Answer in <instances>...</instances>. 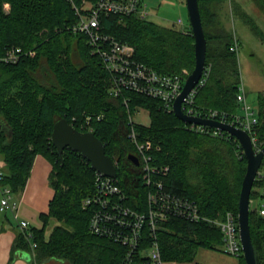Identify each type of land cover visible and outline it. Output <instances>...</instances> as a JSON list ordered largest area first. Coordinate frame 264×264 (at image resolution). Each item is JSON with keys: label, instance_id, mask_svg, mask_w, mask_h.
<instances>
[{"label": "trees", "instance_id": "16d2710c", "mask_svg": "<svg viewBox=\"0 0 264 264\" xmlns=\"http://www.w3.org/2000/svg\"><path fill=\"white\" fill-rule=\"evenodd\" d=\"M228 1L233 16L264 39V31L241 0H198L207 38L205 65L210 66V72L206 83L198 88L195 107L236 114L240 113L237 94L242 80L240 47L232 50L235 44L239 46V38L227 25V19L222 18ZM248 1L264 16V0ZM5 3L10 4L9 10L5 9ZM76 20L67 0H0L2 185L20 195L36 156L42 155L52 164L49 178L55 190L48 212L39 215L42 226L30 227L32 240L21 231L15 246L29 250L31 241L36 242L38 262L54 258L70 264H122L127 246L89 229L99 206L84 208L83 202L96 193V171L69 147L60 154L51 135L54 124L62 118L80 131L88 130L82 125L92 116V133L103 142L106 154L117 162L114 182L124 195L121 202L145 212L149 192L155 188L146 183L141 164L128 157L137 154L129 137L128 114L140 108L148 110L150 123L134 125L138 137L152 141L153 164L169 168L165 175L154 174L153 180L161 179L166 190L196 202L199 212L209 219H223L227 212H232L238 221L247 165L239 141L228 132L214 135L190 129L173 111L166 110L160 100L144 94L110 95L112 76L100 57L92 53L86 36L74 31ZM101 22L106 33L135 46L136 58L160 73L187 76L195 66L190 23L188 30H180L175 25L165 26L135 15L115 14H103ZM11 47L33 50L35 55H25L17 63L5 62L2 57ZM256 112L259 117L255 136L264 146V90L258 93ZM157 147L160 149L155 150ZM261 170L264 172V160ZM262 185L264 176L255 180L252 193H256L253 197L251 193V201L259 198L257 188ZM249 219L258 264H264V215L254 208ZM216 226L210 221L181 217L162 223L157 239L163 260L193 263L199 249L223 251V233ZM236 258L239 264H246L243 254Z\"/></svg>", "mask_w": 264, "mask_h": 264}, {"label": "built area", "instance_id": "2783aa9c", "mask_svg": "<svg viewBox=\"0 0 264 264\" xmlns=\"http://www.w3.org/2000/svg\"><path fill=\"white\" fill-rule=\"evenodd\" d=\"M73 7L77 16L73 29L84 34L87 38L93 54L100 57L104 68L110 72L112 82L109 93L113 97H120L125 92H134L158 99L164 108L173 111V104L182 92L186 77L181 73L163 74L153 67L141 62L136 58V48L128 42L116 39L104 31L101 17L103 14H115L120 17L135 15L141 19H148L149 7L145 0H67ZM6 10L10 4L5 3ZM184 26L182 17L175 21ZM232 50H238L235 44ZM34 56L35 51H24L21 47H11L7 50L2 60L8 63H17L23 56ZM210 66H206L203 75L197 85L192 89L182 104L185 114L204 119H212L219 122L229 123L242 128L250 134L253 146L259 145L255 136V127L258 117L247 100L246 89L243 83L239 85L237 100L240 103L241 112L230 114L228 111L216 108L198 110L195 107V97L198 88L203 86L208 78ZM187 72L185 71V74ZM188 75V74H187ZM127 104L128 100L125 98ZM139 111L128 114V123L131 126L129 137L136 148V156L144 171V179L148 185L153 184L155 191L149 192V206L147 211L140 212L125 206L121 200L124 195L114 182L115 178L96 172V193L88 196L83 207L98 205L93 213L89 229L92 233L109 237L127 246V252L122 264H168L161 256L160 243L157 239V230L161 224L174 217H181L190 221L206 220L217 225L223 233L224 251L229 255L238 257L243 254L238 221L232 212L226 213L223 219H209L199 212L196 202L186 197L179 196L165 189L161 179H154V174H167L168 167L160 168L154 165L152 151L154 146L151 140H140L135 130L134 115ZM101 117L99 116L98 119ZM88 116L82 127L92 132ZM190 129L200 133L212 132L214 135L221 134L218 128L197 123H185ZM157 147L155 150H159ZM135 155V154H134ZM115 162V161H114ZM117 166V162H115ZM4 173L0 169V213L11 212L18 221L21 230L27 237L32 238L30 223L18 220L19 201L8 186L2 185ZM264 176L259 172L257 178ZM260 197L264 199V187L260 191ZM259 197V199H260ZM258 199V200H259ZM256 203L252 200L251 204ZM256 209L264 215V200ZM147 231V233H146ZM37 243H32L35 249Z\"/></svg>", "mask_w": 264, "mask_h": 264}, {"label": "water", "instance_id": "95a60500", "mask_svg": "<svg viewBox=\"0 0 264 264\" xmlns=\"http://www.w3.org/2000/svg\"><path fill=\"white\" fill-rule=\"evenodd\" d=\"M186 6L194 37L195 66L187 75L182 92L173 104V113L185 123H197L218 128L230 133L239 141L247 160L239 199V234L246 264H258L257 252L251 237L249 215L252 211L250 208L251 193L264 160V146L259 152H255L250 134L243 129L229 123L191 116L183 112L182 104L185 98L203 75L207 54V38L202 24L198 0H186ZM51 140L60 154L65 148L69 147L73 151L80 153L96 172L113 178L117 177V168L114 160L106 154L103 142L94 133L80 131L65 118H62L54 124ZM128 157L135 164H139V159L136 155L130 154Z\"/></svg>", "mask_w": 264, "mask_h": 264}, {"label": "rangeland", "instance_id": "374dc122", "mask_svg": "<svg viewBox=\"0 0 264 264\" xmlns=\"http://www.w3.org/2000/svg\"><path fill=\"white\" fill-rule=\"evenodd\" d=\"M145 2L149 7L150 14L148 15V20L150 21L162 24V22H169V20L175 21L177 18L182 16L185 25H188L190 22L186 0H182V2L180 0H145ZM241 3L245 9L250 14H252L253 17H255L258 25L264 31V16L256 11L254 8L255 6L250 1L241 0ZM180 5H182V7ZM223 16L224 17L222 18H225V20L227 19V25L237 32L240 47L239 63L241 79L246 87L248 103L250 106L256 108L257 95L260 91L264 90V39L255 34L250 29V26L247 25L242 19L233 16L230 1L225 3ZM175 26L180 30L183 28V25L176 24ZM134 120L138 123L149 125L150 116L148 110L140 108L139 111L134 115ZM262 147V144L254 147L255 152H259ZM259 172L263 171L260 169ZM263 200V198H260L256 201V203L250 205L251 210L261 204ZM53 223H55V221L49 226V231ZM199 251L200 250H198L195 257V262L198 264H220V262L227 261L225 257H231L221 252H214L213 256H202L200 254L201 251L200 253ZM222 257L225 260H222ZM232 258L237 259L234 256H232ZM63 263L70 264L65 260H63Z\"/></svg>", "mask_w": 264, "mask_h": 264}, {"label": "crops", "instance_id": "0c3cea01", "mask_svg": "<svg viewBox=\"0 0 264 264\" xmlns=\"http://www.w3.org/2000/svg\"><path fill=\"white\" fill-rule=\"evenodd\" d=\"M180 1L182 2V0ZM180 6L182 7V5ZM175 21L169 20V22H162L161 25L164 24L167 26L176 25ZM188 28H189V24L188 25L184 24L181 30H188ZM242 83L243 81L241 80V83L239 85H241ZM246 95H247V91H246ZM252 108L255 111V113H257L256 108L255 107ZM239 111L241 112V107ZM1 167H2V160L0 159V169ZM51 171H52L51 162L44 156L37 155L34 160L31 170V175L27 181L25 189L20 195L14 194L15 198L19 201L20 204L18 210V220L28 221L30 223V227L32 226L41 227L43 222L42 219L39 218V215L41 213H47L49 210V203L55 194V190L52 187L49 178ZM263 187L257 189L259 191H262ZM0 198H1V191H0ZM258 199L259 198H257V200ZM21 231L22 230L19 226L18 221L14 218L11 212L0 213V264H66L63 263L62 260L54 259V258L46 259L38 262L37 259L35 258L36 248L32 249V243L34 241H31L29 250H24L16 247L15 244L17 240V235ZM27 239L32 240V238L29 237H27ZM199 250L201 251V253L200 251L199 253L202 256L204 255L213 256L214 252L217 253L221 252L226 254V252L223 251H214L204 248ZM226 255L231 257H225L227 261L220 262V264H239L238 259L232 258V255H229L228 253ZM222 260L225 259H223L222 257ZM168 264H194V262L193 263L169 262Z\"/></svg>", "mask_w": 264, "mask_h": 264}, {"label": "bare ground", "instance_id": "6f19581e", "mask_svg": "<svg viewBox=\"0 0 264 264\" xmlns=\"http://www.w3.org/2000/svg\"><path fill=\"white\" fill-rule=\"evenodd\" d=\"M187 28V27H186ZM239 47V46H238ZM235 52V51H234ZM145 63V62H144ZM156 70V69H155ZM165 74V73H164ZM169 74V73H168ZM258 96V95H257ZM131 101V100H130ZM238 102V101H237ZM163 105V104H162ZM164 109V108H163ZM217 109V108H216ZM221 109H223V108H221ZM259 117V116H258ZM184 124V123H183ZM131 129V128H130ZM202 135V134H201ZM219 139V138H218ZM231 139V138H230ZM241 154V153H240ZM242 156H244V155H242ZM245 157V156H244ZM171 170V169H170ZM261 184H262V182H261ZM263 186V185H262ZM53 187V186H52ZM256 187V186H255ZM256 193V192H255ZM254 193V194H255ZM253 193H252V197H253V195H254ZM257 196H259V195H257ZM250 201H251V199H250ZM50 205V204H49ZM49 208H50V206H49ZM237 214V213H236ZM40 218V217H39ZM53 220V219H52ZM181 220V219H180ZM250 220V219H249ZM184 221V220H183ZM51 223V222H50ZM189 223H191V222H189ZM200 223V222H199ZM62 224V223H61ZM196 224V223H195ZM53 226V225H52ZM217 227V226H216ZM35 235V234H34ZM33 249V248H32ZM224 251V250H223ZM36 252V251H35ZM227 254V253H226ZM53 259V258H52ZM42 261V260H41ZM63 261V260H62ZM202 263V262H201Z\"/></svg>", "mask_w": 264, "mask_h": 264}]
</instances>
